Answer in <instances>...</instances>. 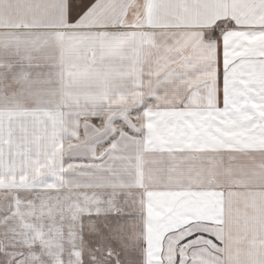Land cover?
Instances as JSON below:
<instances>
[{
  "label": "snow or ice",
  "instance_id": "obj_1",
  "mask_svg": "<svg viewBox=\"0 0 264 264\" xmlns=\"http://www.w3.org/2000/svg\"><path fill=\"white\" fill-rule=\"evenodd\" d=\"M0 264H264V0H0Z\"/></svg>",
  "mask_w": 264,
  "mask_h": 264
}]
</instances>
